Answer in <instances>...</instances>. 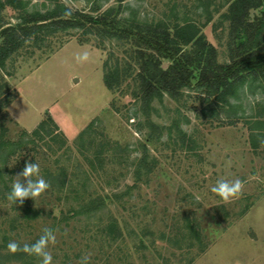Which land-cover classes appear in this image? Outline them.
<instances>
[{
  "label": "rangeland",
  "instance_id": "obj_1",
  "mask_svg": "<svg viewBox=\"0 0 264 264\" xmlns=\"http://www.w3.org/2000/svg\"><path fill=\"white\" fill-rule=\"evenodd\" d=\"M61 1L88 11L94 4H102L103 9L117 6L118 0ZM210 1V11L222 8L204 33L224 63L228 24L220 16L226 7L223 0ZM42 2L30 0L28 7ZM175 5L192 19H206L196 9L198 0H124L123 17L147 23L170 20ZM18 15L8 6L1 12L6 25L15 24ZM130 51L129 44L115 40L100 44L94 36L75 30L50 36L39 45L27 42L0 71V82L6 80L18 93L6 108L10 136L31 132L48 112L67 137L69 149L52 156L40 151L34 161L39 174L57 161L56 167L67 171L72 184L63 194L35 198L34 207L44 212L32 221L12 225L20 214L14 213L9 201L0 203V248L4 249L0 264H17L5 256L4 238L10 232L13 240L26 242L39 237L45 227L56 235L49 245L53 264H80L84 256L87 264H264V118H255L264 107L262 90L252 95L246 89L240 103L233 101L240 110L230 112L236 117L230 121L214 97L192 90H185L179 102L168 95L155 100L146 117L134 98L136 68L129 64ZM106 62L109 68L118 63L129 70L114 92L104 85ZM168 65L163 62V68ZM258 103L263 105L258 108ZM91 122L96 139L92 148L88 138L77 141ZM172 123L179 124L194 143H183L176 128L170 134ZM101 145L106 150L103 171L101 163H94L100 173L89 182L83 173V155L93 158ZM219 178L239 179L238 194L225 201L212 193L210 188ZM94 193L117 198L90 216L72 210L71 205ZM50 212L61 218V224L48 216ZM112 217L121 227L122 236L116 240L105 233ZM186 218L197 221L209 243L204 250L195 238L183 240Z\"/></svg>",
  "mask_w": 264,
  "mask_h": 264
},
{
  "label": "trees",
  "instance_id": "obj_2",
  "mask_svg": "<svg viewBox=\"0 0 264 264\" xmlns=\"http://www.w3.org/2000/svg\"><path fill=\"white\" fill-rule=\"evenodd\" d=\"M123 1L118 0L117 6L105 9L102 4H94L90 10L85 11L73 9L61 0H43L31 8L28 7L30 0H0V71H4L8 61L27 42L39 45L50 36L76 30L83 35L94 36L100 44L112 40L123 45L129 44L132 50L129 64L136 68L133 80L137 91L134 98L139 100L140 111L146 117H149L155 100L161 101L164 95H168L179 102L185 90H192L208 98L214 97L223 113L228 114L226 118L230 121L236 118L229 116L230 112L235 111L236 114V110H240L233 101L240 103L241 94L246 89H250L252 95H256L258 90H262L264 94V0H223L226 10L220 18L222 23L228 24V60L224 63L219 62L217 48L208 41L204 33V28L212 23L213 14L220 12L222 7L210 11V0H198L196 9L205 13L204 22L192 19L188 11L175 5L170 10V20L162 18L147 23L131 16L123 17ZM6 6L19 13L15 24L3 23L1 12ZM164 61L169 63L166 68H163ZM128 72V69H122L118 63L110 68L107 62L104 63L103 81L107 90L114 92L119 89ZM17 96L18 93L6 80L0 82V203L3 204L8 203L7 193L13 177L23 170L26 161L35 162V156L40 151L50 152L52 156L59 150L69 149L67 137L48 112L31 132L21 130L15 138L10 136L6 108ZM262 105L263 103H258V108ZM261 109L255 118H264V107ZM93 127L94 123L91 122L79 133L78 143L88 138L90 147H96V139L92 138ZM175 128L183 143H194L179 124L172 123L170 134ZM99 149L92 153L93 158L82 153L86 162L83 173L89 182L100 173L94 163H101L99 168L103 171L106 150L103 145ZM56 166L57 161L54 166L44 167L40 172L49 184V188L42 194H49L46 195L49 197L63 194L72 188L67 171ZM115 198L117 195L114 194L94 193L81 203L71 206L74 212L78 210L79 214L90 216L103 210ZM51 204L47 205L48 208ZM10 205L15 214H20L19 220H14L12 225L20 221L35 220L44 212L39 207H34V200L31 199H25L22 204L17 205L10 202ZM48 216L61 224V218L52 217L51 212ZM185 220L187 226L184 234H181L183 240L195 238L202 245V250L207 248L209 243L204 239L197 221L190 222L189 218ZM105 233L114 240L122 236L116 218L112 217L106 224ZM10 235L4 238L5 242L13 240L11 232ZM38 238L18 243L32 244ZM172 238L170 236V242ZM3 250L0 248V257L4 256ZM5 252L10 262L36 264V256L22 251Z\"/></svg>",
  "mask_w": 264,
  "mask_h": 264
},
{
  "label": "clouds",
  "instance_id": "obj_3",
  "mask_svg": "<svg viewBox=\"0 0 264 264\" xmlns=\"http://www.w3.org/2000/svg\"><path fill=\"white\" fill-rule=\"evenodd\" d=\"M86 58V57H85ZM239 179L228 180L219 178L210 188L221 199L227 201L236 196L240 190ZM49 188L48 182L39 174V165L36 162H25L23 170L13 177L7 199L14 205L22 204L25 199L34 200ZM56 239L53 229L45 227L42 234L32 244H19L15 240L7 243V249L15 253L22 251L25 254L39 258L40 264H53V256L49 251V245ZM88 257L81 258L80 264H87Z\"/></svg>",
  "mask_w": 264,
  "mask_h": 264
}]
</instances>
